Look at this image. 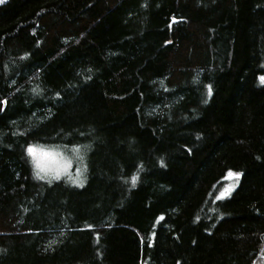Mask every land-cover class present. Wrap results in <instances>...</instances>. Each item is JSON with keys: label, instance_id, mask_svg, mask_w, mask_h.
Returning a JSON list of instances; mask_svg holds the SVG:
<instances>
[{"label": "trees", "instance_id": "trees-1", "mask_svg": "<svg viewBox=\"0 0 264 264\" xmlns=\"http://www.w3.org/2000/svg\"><path fill=\"white\" fill-rule=\"evenodd\" d=\"M78 143L83 187L37 173ZM263 257L264 0L0 4V264Z\"/></svg>", "mask_w": 264, "mask_h": 264}, {"label": "rangeland", "instance_id": "rangeland-1", "mask_svg": "<svg viewBox=\"0 0 264 264\" xmlns=\"http://www.w3.org/2000/svg\"><path fill=\"white\" fill-rule=\"evenodd\" d=\"M6 1L0 0V4ZM28 151L37 173L45 177L44 179L49 181L65 179L78 187H83L86 184L89 157V147L86 144L78 143L53 148L32 145ZM234 183L235 181L229 184L224 189V193L229 192V188ZM260 264H264V257Z\"/></svg>", "mask_w": 264, "mask_h": 264}]
</instances>
